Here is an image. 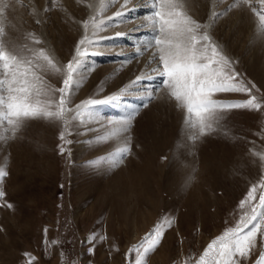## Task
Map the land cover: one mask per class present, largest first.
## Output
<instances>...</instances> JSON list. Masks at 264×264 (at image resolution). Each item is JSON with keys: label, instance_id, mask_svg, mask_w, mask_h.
I'll list each match as a JSON object with an SVG mask.
<instances>
[{"label": "rangeland", "instance_id": "rangeland-1", "mask_svg": "<svg viewBox=\"0 0 264 264\" xmlns=\"http://www.w3.org/2000/svg\"><path fill=\"white\" fill-rule=\"evenodd\" d=\"M137 3L129 0L127 9L141 7ZM123 4L0 0V70L14 86L38 89L33 99L50 103L59 99L78 41L87 48L89 38L100 40L90 50L103 54L85 61L81 71L95 70L82 73L71 110L127 87L141 74L155 76V49L142 46L151 31L141 27L148 23L143 15L150 10L109 24L127 10ZM255 6L256 0H167L185 27L210 38L223 57V75L231 77L227 82L248 90L208 98L252 97L259 109L212 108L188 124L187 109L160 87L121 131L109 120L127 116L139 98L148 97L155 81L144 80L128 87L120 101L95 106L92 118L81 110L78 116L69 111L64 120L37 115L15 126L0 123V264H30L26 254L35 257L31 264H134L137 253L130 249L157 224L163 236L143 264H196L227 229L248 227L264 187V18ZM93 21L103 23L97 28ZM65 129L66 139L74 141L64 145L71 156L60 153ZM125 146L128 153L118 158ZM253 185L255 195L247 199ZM256 233L252 256L240 264H253L264 246V224H257ZM90 236L95 239L84 243Z\"/></svg>", "mask_w": 264, "mask_h": 264}, {"label": "snow or ice", "instance_id": "snow-or-ice-1", "mask_svg": "<svg viewBox=\"0 0 264 264\" xmlns=\"http://www.w3.org/2000/svg\"><path fill=\"white\" fill-rule=\"evenodd\" d=\"M141 7L127 9L129 0H124L122 5V11H118L114 18H110L108 23L111 24L115 19L120 21L125 20L129 16V13L137 12L141 8H147L150 11L146 12L143 17L148 22L142 24L141 27L150 28V35L146 38H142L143 45L150 48H154L153 58L157 59L158 66L153 69L155 76H147L141 74L137 76L135 80L130 81L127 87H121L117 89L115 93H109L103 98H88L77 105L74 110L69 109L68 105L71 103V95L81 86L82 80L80 79L83 72L94 71L95 67L92 66L83 71V65L87 58L92 55L103 54L100 52H93L90 50V46L100 43V40H93L89 38V46L85 48L84 40L78 41L77 48L73 58L69 60L67 64L68 77L62 80V86L59 89V99L52 100L50 103L41 101L40 99H33V93L39 96V90L33 89L32 86L27 83L14 86V81L9 80L3 70H0V123L7 122L8 125H17L22 118L33 117L37 115L54 117L64 120L66 113L69 111H75L76 115L81 114V110L86 112L89 118L94 115V107L102 104H110L120 101L124 96L122 93L127 91L128 87H134L136 84L142 83L144 80L155 81L152 86V90L148 91V97H141L140 103L133 108V110L123 117L110 118V123H118L121 125V131H127V127L131 125L135 115H137V108L147 107L148 99L152 97L153 91L158 90L160 87H165V82L170 91H181L182 93L188 92L183 87V84L191 85V91L187 95L181 96L183 106L187 109L186 123L193 124V118L202 119L208 110L212 108H221L225 110L232 109H259L261 105L257 106V102L254 98H250L246 101H234L223 102L217 100H210L208 97L213 93L224 92H240L246 93L248 90L237 86L234 83H228L231 81V77H225L223 75L220 65L224 62L223 57L218 53L215 46L210 42V38L207 35H200L191 31L189 39L184 46V50H181L178 55H169L174 51V45L166 43L170 39L168 33L170 31L169 24L172 21L181 20V18L172 10L167 8V0H137ZM255 13L261 18H264V0H256ZM228 9H225L227 11ZM139 17L133 16L131 19H137ZM103 22L96 24L97 28H100ZM107 26V25H104ZM94 34V33H93ZM126 35L125 33H117L116 36ZM194 37V40L192 39ZM103 39V38H101ZM191 50V52L189 51ZM140 49H137V55ZM194 53V55L192 54ZM190 57V58H189ZM134 58H136L134 56ZM133 58V59H134ZM130 62L129 59L125 60V63ZM7 66L5 65V68ZM162 78V79H158ZM183 79V84L180 88L175 86L174 82H180ZM67 81V83H65ZM103 83V82H102ZM99 91H103L102 86H98ZM186 101V103H184ZM54 106L55 110H52ZM76 117L74 116L73 119ZM65 123L67 121L65 120ZM65 131L60 134L62 144L60 147V153L65 151L69 152L71 156V149H66L65 144H73L74 141L66 139ZM129 148L127 146L119 149L117 157L127 154ZM74 163V162H73ZM5 173L0 172V178ZM264 185V182H262ZM257 190V186L253 185L252 189L246 195L247 199H251ZM5 196V193L0 190V199ZM8 207H12L11 204ZM252 222L243 231H240V225L235 231L229 232L227 229L223 235L212 240L207 246L203 254L196 261V264H240L241 259L247 260L252 256V249L255 247L251 240V237L256 233L257 224H264V187L261 188V194L259 195V202L255 206L253 212ZM170 226L171 221H165ZM47 231V230H45ZM228 233L225 235V233ZM163 236V225L157 224L150 233H148L140 245H133L130 251L136 252L137 256L134 264H143L144 257L148 253L152 252L160 242ZM95 239V236L86 238L84 243H91ZM104 239V237H101ZM140 248H143V252H140ZM94 251V245L89 248V252ZM29 255L30 264L35 260V257ZM253 264H264V246H262L258 257L253 261Z\"/></svg>", "mask_w": 264, "mask_h": 264}, {"label": "clouds", "instance_id": "clouds-1", "mask_svg": "<svg viewBox=\"0 0 264 264\" xmlns=\"http://www.w3.org/2000/svg\"><path fill=\"white\" fill-rule=\"evenodd\" d=\"M179 16V13H176ZM169 37L170 39L166 41L167 44L169 45H174V51L170 52L169 55H178L179 52L181 50H184V46L187 43L188 39H189V33L192 31V29L185 27V22L183 20H177V21H172L169 24ZM194 40V37L192 38ZM191 52V50H189ZM194 55V53H192ZM190 58V57H189ZM65 83H67V81H65ZM175 86L177 88L181 87V84H183V79H181L180 82H174ZM165 87L167 89H169L168 85H167V81L165 82ZM183 87L185 89L188 90V92L191 91V85H187V84H183ZM61 91H63L62 89H60ZM188 92L182 93L181 91H170L171 96L176 99L178 102L182 103L181 101V96L183 95H187ZM184 103H186V101H184ZM179 106V105H178ZM47 116V114H46ZM243 221V217L241 218V222ZM237 227H239V223L237 224ZM229 232L231 231H235V229H229ZM228 233L226 232L225 235H227ZM253 235L254 234H250Z\"/></svg>", "mask_w": 264, "mask_h": 264}, {"label": "bare ground", "instance_id": "bare-ground-1", "mask_svg": "<svg viewBox=\"0 0 264 264\" xmlns=\"http://www.w3.org/2000/svg\"><path fill=\"white\" fill-rule=\"evenodd\" d=\"M137 5H138V3H137ZM46 43H48V42H46ZM49 45V44H48ZM52 49V48H51ZM28 123V122H27ZM22 124V123H21ZM17 125H19V124H17ZM26 127V126H25ZM27 128V127H26ZM25 128V129H26ZM17 131V130H16ZM20 136V135H19ZM104 149V148H103ZM139 167H142V165H140ZM105 188V187H104ZM77 209V208H76ZM77 211H80L79 209H77ZM78 213V212H77Z\"/></svg>", "mask_w": 264, "mask_h": 264}]
</instances>
